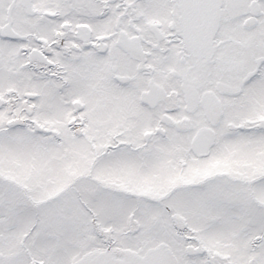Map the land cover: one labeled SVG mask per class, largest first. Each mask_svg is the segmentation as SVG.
<instances>
[{
	"label": "snow or ice",
	"instance_id": "obj_1",
	"mask_svg": "<svg viewBox=\"0 0 264 264\" xmlns=\"http://www.w3.org/2000/svg\"><path fill=\"white\" fill-rule=\"evenodd\" d=\"M0 264H264V0H0Z\"/></svg>",
	"mask_w": 264,
	"mask_h": 264
}]
</instances>
